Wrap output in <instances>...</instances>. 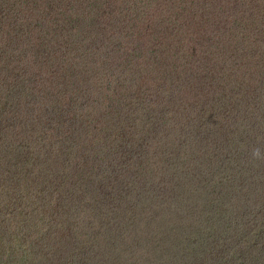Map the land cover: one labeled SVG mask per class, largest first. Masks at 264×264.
Instances as JSON below:
<instances>
[{"label":"trees","instance_id":"16d2710c","mask_svg":"<svg viewBox=\"0 0 264 264\" xmlns=\"http://www.w3.org/2000/svg\"><path fill=\"white\" fill-rule=\"evenodd\" d=\"M0 264H264V0H0Z\"/></svg>","mask_w":264,"mask_h":264},{"label":"clouds","instance_id":"9594fccd","mask_svg":"<svg viewBox=\"0 0 264 264\" xmlns=\"http://www.w3.org/2000/svg\"><path fill=\"white\" fill-rule=\"evenodd\" d=\"M259 155V150L257 149V150H255L254 152H253V156H258Z\"/></svg>","mask_w":264,"mask_h":264},{"label":"rangeland","instance_id":"374dc122","mask_svg":"<svg viewBox=\"0 0 264 264\" xmlns=\"http://www.w3.org/2000/svg\"><path fill=\"white\" fill-rule=\"evenodd\" d=\"M118 2L116 1V2H113V4H117Z\"/></svg>","mask_w":264,"mask_h":264}]
</instances>
